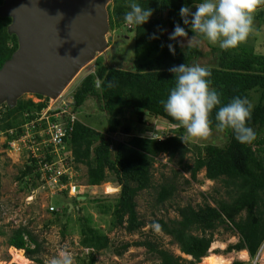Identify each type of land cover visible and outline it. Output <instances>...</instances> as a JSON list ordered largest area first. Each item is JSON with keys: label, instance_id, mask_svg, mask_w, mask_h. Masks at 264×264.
Masks as SVG:
<instances>
[{"label": "trees", "instance_id": "1", "mask_svg": "<svg viewBox=\"0 0 264 264\" xmlns=\"http://www.w3.org/2000/svg\"><path fill=\"white\" fill-rule=\"evenodd\" d=\"M6 1L0 0V8ZM128 2L112 0L111 7L107 8L110 30L128 28L123 20L129 10ZM136 2L143 8H151L153 15L142 26H132L133 70L106 66L98 58L94 70L82 78L71 94V104L65 112L62 114L63 109L50 112L49 123L63 131L58 146L60 155L71 158L75 170L77 166L86 168L88 187H98L107 183L109 176L112 177L119 192L111 208L103 207V210L111 212L112 229L120 228L129 235L145 227V222L137 213L136 198L140 193L154 189L152 170L161 155L169 162L176 160L180 171L189 175L186 184L196 183L198 174L204 171L207 181L219 182L226 190L225 200L211 199L209 203L207 200L197 208L190 205L177 207V219H160L152 223L171 239L180 254L191 260L176 256L150 240L125 243L112 252L115 257H121L129 248L137 247L154 256L158 264H199L209 254L214 233L222 229L237 238V243L228 245L223 253L246 251L253 261L264 243V55L255 54L251 47L242 44L235 49L222 50L208 43V51L201 53L197 46L181 47L177 41L169 40L177 23L185 28L189 38L192 37L179 11L185 5L195 9L194 5L201 0ZM11 24V17L0 16V69L19 48L16 35L9 33ZM153 34L158 38L152 39ZM169 44H173L175 54L169 51ZM200 58L208 60L205 67L211 72L210 86L217 90L222 105L235 97H247L252 102L254 109L247 124L253 128L257 138L251 144H240L234 133L226 130L222 133L226 138L223 147H193V164L188 165L184 161L191 151L179 139L181 135L177 130L165 133L161 139L157 136L142 137L134 132H148L153 120L174 127L177 122L161 104L176 84L169 69L181 64H197ZM109 82H112L111 86ZM253 95H256L255 101ZM87 102H91L106 118L101 132L79 120ZM46 107L44 102L35 104L22 99H18L12 108L5 107L0 115V134L6 137L5 149L8 143L23 134L24 126L31 123L33 127L29 128L34 132V141L40 143L41 139L35 134L40 130L46 131L47 125L43 122L38 126L37 118ZM217 111L214 109L210 116L212 131H216ZM10 131H13L12 134H9ZM115 135H122L125 140L116 142L113 139ZM51 150V145L47 143L43 150L45 159L41 160V164L52 160ZM38 167V161L28 153V160L16 178L28 191L44 184ZM177 175L179 173L174 172V176ZM174 179L163 180L154 189L156 206H163L174 198L178 190ZM67 209L60 211L65 217ZM50 214L58 221V210ZM77 221L79 246L88 252L86 258L79 259V264H95L96 254L109 251L111 242L88 219L79 218ZM6 244L14 253L22 255L23 251L26 259L41 263L36 259L40 245L26 228L19 227L13 231ZM232 264L245 263L236 261Z\"/></svg>", "mask_w": 264, "mask_h": 264}, {"label": "rangeland", "instance_id": "2", "mask_svg": "<svg viewBox=\"0 0 264 264\" xmlns=\"http://www.w3.org/2000/svg\"><path fill=\"white\" fill-rule=\"evenodd\" d=\"M111 5L112 0H107L106 10ZM192 11L194 12L195 9L192 8ZM254 23L256 31L242 45L251 47L255 54L264 55V6L257 11ZM130 27L131 30H128L129 27L126 28V26L115 30L108 28L105 33L106 47L104 51L97 54L88 65L79 71L57 99L52 100L33 93L24 94L19 99L31 100L35 104L44 102L50 111L64 109L65 105L68 106L70 104L71 94L82 78L94 70L95 61L98 58H101L106 66L132 71L135 53L133 48V28L132 26ZM188 28L191 32L190 26ZM168 33L169 31H167ZM201 39L202 42L197 46L201 53L208 51V43L215 48H220L218 44H213L203 38ZM178 43L181 46V43ZM183 44L186 47L187 41L183 40ZM196 63L205 66L208 64V60L200 58ZM38 96L41 98H38ZM252 99L255 101L256 95H253ZM13 106H10L7 99H5L0 104V115L5 110V107L12 108ZM79 120H82L83 123L96 132H101L106 118L91 102H87L80 112ZM150 127V130L148 132L146 131V133H140L136 130L134 134L147 138L151 137L149 134L160 135L163 138L165 133L167 134L172 130H177L180 135L184 134V129L170 126L160 120H153L152 126ZM113 139L116 142L125 140L122 135H115ZM5 142L6 137L1 133L0 264H38L26 259L23 251L22 255L17 254L7 246V239L19 227L26 228L36 237L40 245V253L36 256V259L41 261L40 264H48L50 258L57 256L61 249H67L72 255L73 264H79V259L86 258L88 254L86 250H82L79 246V222L77 221L79 218L88 219L91 225L106 235L111 242L109 251L96 254L95 264H158L156 258L147 253L144 248L131 247L121 257H115L112 254L115 249H119L125 243L141 242L144 240L156 242L163 249L189 260L190 257L180 255L177 247L171 242V239L162 234L159 227L152 223L160 219H177L175 211L177 207L190 205L193 208H197L202 206L207 200H209V203L211 199H226V190L222 184L207 181L204 176V171L198 174L196 183L186 184V181H189V175L180 171L176 160L169 162L167 157L161 155L153 166V187L154 189L157 188L166 179L172 181L174 177V182L178 190L174 198L163 206H156L154 204V189L140 193L136 198L137 213L139 218L145 222V227L138 233L129 235L120 228L112 229L111 212L110 210L107 212L103 210V207L111 208L119 192L117 185L112 182V177H108L107 183H103L93 189H87L86 168L77 166L76 170H74V178L72 181L81 187L80 197L72 198L66 194L51 195L48 190L45 191L39 188L28 191L24 185L16 180L28 160V151L25 150L26 148H23L21 142H16L13 149L9 146L5 149ZM225 143L226 138L222 133H218L217 131H212V134L208 138L190 140L185 145L191 152L186 155L184 162L188 165L193 164V147H223ZM174 172H178L179 175L174 176ZM78 198H84V200ZM70 206H72L71 209ZM50 208L59 211L58 221L49 213L48 209ZM65 208H68L66 217L60 212ZM213 241L208 251V256L214 255L220 257L229 264L236 261L245 264L254 263V260L251 261L248 256H242V254L245 255V252L242 253L243 251L239 253L232 252L230 254L223 253L228 245L237 243V238L233 237L232 233H226L222 229H219L214 233ZM200 263H202V260ZM256 264H264V246L259 252Z\"/></svg>", "mask_w": 264, "mask_h": 264}, {"label": "clouds", "instance_id": "3", "mask_svg": "<svg viewBox=\"0 0 264 264\" xmlns=\"http://www.w3.org/2000/svg\"><path fill=\"white\" fill-rule=\"evenodd\" d=\"M261 6H264V0H201L194 5V12L187 5L182 6L179 15L184 25L190 26L193 35L189 38L185 28L177 23L169 40L180 42L182 47L183 40H186V46L190 48L198 46L203 38L218 44L222 50L235 49L256 31L255 15ZM127 8L129 10L125 12L123 20L129 26H142L153 15L151 8H143L136 0H129ZM151 38L158 37L153 34ZM168 48L175 54L173 44H169ZM169 71L174 74L176 84L167 100H161V104L164 111L177 122L174 127L184 129V134L179 137L184 144L193 139L208 138L212 134L210 116L214 109H218L215 115L218 133L231 130L240 144L255 141L256 133L247 124L254 105L247 97H235L222 105L217 90L210 86L211 72L200 64H181L171 67ZM111 84L109 82V86ZM263 246L264 243L258 253ZM48 264H73L72 255L67 249H61L57 256L50 258Z\"/></svg>", "mask_w": 264, "mask_h": 264}, {"label": "water", "instance_id": "4", "mask_svg": "<svg viewBox=\"0 0 264 264\" xmlns=\"http://www.w3.org/2000/svg\"><path fill=\"white\" fill-rule=\"evenodd\" d=\"M106 3L7 0L0 16L11 17L9 33L16 35L19 48L0 69V104L7 99L15 105L27 93L57 99L79 71L104 51L109 28Z\"/></svg>", "mask_w": 264, "mask_h": 264}, {"label": "built area", "instance_id": "5", "mask_svg": "<svg viewBox=\"0 0 264 264\" xmlns=\"http://www.w3.org/2000/svg\"><path fill=\"white\" fill-rule=\"evenodd\" d=\"M128 27L130 26L128 25ZM69 102L71 104V99ZM67 107V105L64 106L62 114L65 112ZM50 112L53 111H50L49 107H46V109L42 110L38 114V126L43 124V122L47 125L46 131L40 130L35 134V136H38V138L41 139L40 143H35L34 141V132L32 133L31 128H29L33 127V123H31L29 125H25L23 134L8 143V146L13 149L16 142H21V144H23V148H26L25 150L28 151L27 153H30L38 161V171L41 173L42 180H44V184L40 186L39 189L45 191L48 190L51 195L66 194L72 198L78 197L81 192V187L74 184L72 181L74 178L73 173L75 165L71 158H63L60 155L58 146L60 145L61 137H63V131L60 127L49 123ZM12 132L13 131H10L9 133L12 134ZM47 136L49 139H47ZM47 143L51 145L52 150L50 151V156L52 157V160L41 164V160L45 159L43 150ZM87 189H90V187H87ZM48 210L50 213L57 212L54 208H50Z\"/></svg>", "mask_w": 264, "mask_h": 264}, {"label": "bare ground", "instance_id": "6", "mask_svg": "<svg viewBox=\"0 0 264 264\" xmlns=\"http://www.w3.org/2000/svg\"><path fill=\"white\" fill-rule=\"evenodd\" d=\"M242 256L245 257L244 254H242ZM200 264H229V263L224 261V260H222L220 257H216L214 255L213 256L209 255L208 257H205L204 259H202V263H200Z\"/></svg>", "mask_w": 264, "mask_h": 264}, {"label": "crops", "instance_id": "7", "mask_svg": "<svg viewBox=\"0 0 264 264\" xmlns=\"http://www.w3.org/2000/svg\"><path fill=\"white\" fill-rule=\"evenodd\" d=\"M90 189H91V188H90ZM92 189H93V188H92ZM244 252H245V251H244ZM244 252H243V253H244ZM246 256H247V253L245 252V257H246Z\"/></svg>", "mask_w": 264, "mask_h": 264}]
</instances>
